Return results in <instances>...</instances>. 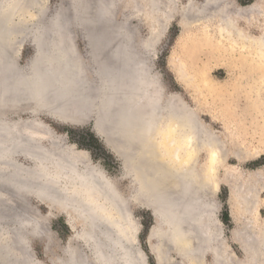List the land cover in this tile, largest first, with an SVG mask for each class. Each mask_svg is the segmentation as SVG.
<instances>
[{
    "label": "bare ground",
    "instance_id": "1",
    "mask_svg": "<svg viewBox=\"0 0 264 264\" xmlns=\"http://www.w3.org/2000/svg\"><path fill=\"white\" fill-rule=\"evenodd\" d=\"M175 1L179 0H127V3L134 15L156 21L158 18L154 17L159 14L166 17L167 12H171ZM187 1L193 9L194 0ZM223 1L205 0L203 13L210 6H220ZM23 2L0 0V264H41L28 252L30 237H43L47 241V252L54 244V237L45 225L48 219L41 218L31 204L32 199L47 206L52 213L60 209L74 215L84 227L78 237L88 245V258L70 245L64 255L52 260L55 264H145L136 247V219L118 187L112 185L114 182L100 167L91 163L89 157L86 162L84 154L82 158L58 144L37 120L15 122L6 118L8 112L25 110L32 118L45 113L51 119L69 125L94 116L97 136L121 159L124 168L131 172L133 182L137 181L151 198L150 209L156 222L168 225L171 235H174V228L179 227L184 234L180 245L187 248L188 254L198 258V264H203L201 257L206 252L213 255L214 264H227L230 255L221 238L223 234L218 224L215 199L220 142L204 129L197 115L180 100L164 96L163 88L156 85L145 58L133 45V28L128 25L113 28V11L123 0H75L73 15L69 8L62 7L45 21L42 18L45 12L41 6L43 1L34 0L27 7L38 10L42 19L34 22L32 28L19 19ZM35 3H39V6L36 4L39 8H34ZM93 5L97 9L95 17L88 12ZM244 10L262 16V24L257 27L259 37L251 36L250 21L247 23L249 29L246 28L248 34L234 20H225L221 31L226 37H236L250 44L252 50H247V58L257 66H253L248 75H241L248 80L260 81L257 95L260 111L264 112V7L254 5ZM75 20L87 28L92 49L101 58L96 66L97 83L88 78V66L74 48ZM18 21L23 27L16 24ZM102 21L106 25L96 30L94 26ZM106 33L110 38L102 44ZM25 35L33 38L34 57L23 68L17 63V53ZM151 42L146 45L150 47ZM154 84L156 87L152 89ZM151 90L153 95H148L150 101L147 102V92ZM65 101L71 107L62 109L60 105ZM146 105L148 107L142 111ZM136 111L139 113L135 114ZM262 119L264 121V117ZM104 121L105 132L102 130ZM146 127L150 129L147 131ZM117 128H120L122 137L118 154L112 150L110 135ZM135 129L139 135V154L131 163L128 162L125 142H129ZM43 139L50 144L42 145ZM207 147L211 149L209 170L203 176L193 169L199 154ZM258 154V151L252 152L245 158H255ZM17 158H23L24 162ZM190 158L196 159L192 162L194 168L188 164ZM263 191L264 184L255 191L250 185L242 195H236V202L241 205L238 204L239 220L250 218L253 209L261 203L259 196ZM138 196L133 200L139 199ZM166 209L170 210L167 217L164 215ZM247 224L251 228L256 225L257 230L246 232L244 250L249 251L247 241H255L253 243L259 245L255 250L258 252L260 248L262 253L264 220L258 218V222L252 220ZM151 237L159 242V231L152 232ZM191 241H196L194 246L191 243L192 248L189 247ZM163 248L155 247L154 251L161 255L160 264H169L170 260L163 256L166 254ZM250 252L251 261H254L256 252ZM262 257L264 253L260 258L264 264Z\"/></svg>",
    "mask_w": 264,
    "mask_h": 264
},
{
    "label": "rangeland",
    "instance_id": "2",
    "mask_svg": "<svg viewBox=\"0 0 264 264\" xmlns=\"http://www.w3.org/2000/svg\"><path fill=\"white\" fill-rule=\"evenodd\" d=\"M33 1L28 0V4L25 5L27 0H24L23 11H20L22 16L19 19L28 24V28H32L42 18L43 21L50 19L62 7L69 8V13L74 14L75 0H40L43 1L41 6L43 5V9L45 8L41 18L38 15V10V12L32 10V7L28 9L29 5L34 3ZM175 2L171 12H167L168 17L165 15L161 17L159 14L160 16L154 17L158 18L155 21L154 19L149 20L143 15H134L133 12H130L129 2L123 0V3L113 11L112 25L115 29H121L127 25L131 29L133 28L135 33L132 38L133 45L145 58L151 75L155 77L156 85L159 84L158 86L163 88L164 96L168 99L180 100L187 109L189 108V111L197 115L204 129L210 131L220 142L221 152H218L219 163L215 199L218 206V224L223 234L221 238L230 255L227 264H261L260 258L264 251L261 253L260 248L258 252L255 250L259 245L254 244L255 241H251L254 244L251 246L250 241H247L245 244L249 251H245L242 245H244L247 236L246 232L252 233L257 230L256 225L253 224L251 228L247 227V223L252 220L258 222V218L259 221L264 220V191L259 196L261 205L259 204L260 206L254 208V213L250 214V218H246L247 220L244 219V222L239 220L238 204L240 205V203L237 204L238 201L236 202V195H242L246 187L252 185L255 191V188L264 184V121L262 119L264 112L260 111V99L257 95L260 81L248 80L244 77L245 75H241L242 73L248 75L251 68L257 66V64L250 63L248 54H246L247 50H252L250 44L236 37H226L221 30L225 20H234L244 30L249 29L247 25L250 24L253 31L251 36L259 37L260 32L257 27L262 24V16L259 17V13L256 12L249 14L244 9L254 5L263 8L264 0H224L220 6H210L211 8H207V12L204 13L202 7L205 6V0H194L195 7L193 9L187 0ZM36 4L39 6V3H35V6ZM26 9L28 10L25 11ZM95 9L93 5L88 11L89 15L91 13L92 16H96L97 9ZM227 16L230 17L226 18ZM101 23L94 26L96 30L99 26L106 25L104 21ZM16 24L23 27L20 21ZM18 25L17 27H19ZM73 30L74 48L88 66V78L97 83L98 69L96 66L99 65L98 59L101 58H98V54L94 53L92 49V40L87 35V28L79 25L78 21L75 20ZM246 32L249 33L248 30ZM107 35V33L104 34L102 44L109 40L110 37ZM24 37L26 39L22 37L23 40L18 50L19 54L17 53V63L23 68L34 57L33 38L31 35ZM149 41L154 43L151 42V48L146 45ZM156 85L154 84L152 89ZM8 114L6 118L9 121L37 120L44 128L48 129L47 132L51 136L53 135L52 137L58 144L72 150L73 153L80 154L81 157L84 154V160L87 159L86 162H88L89 157L91 163L100 167L108 178L117 185L122 196L129 203L127 207L136 219L135 242L137 244H135L141 253V257L143 256L145 264H160L161 255L158 256L154 248H163L162 238L174 242L173 250L168 247V250L163 248L166 253H163V256L170 260L169 264H198V258L188 254L187 248L180 245L179 238H173L174 235H171L168 225L156 222L150 209L151 198L138 185L139 183L137 184V181L133 182L131 172L124 168L121 159L111 152L101 138L97 136L94 130V116L88 117L89 120L88 118L84 119L82 123L69 125L59 123L45 113H39L35 118H32L31 113L27 110L8 112ZM53 138L51 139L53 140ZM41 144L48 145L50 143L43 139ZM60 145L58 147L63 148ZM256 151L259 152L257 157L245 158L246 155ZM210 152L211 149L207 147L199 154L197 160L190 158L188 164L193 168L196 164L195 169H193L196 174L203 176L208 174ZM17 159L22 163L24 162L23 158ZM195 160L198 163L193 164L192 162ZM136 195H139V199L133 200ZM31 204L37 208L36 210L42 219H48L46 221L48 225H45L54 237V244L48 252L46 250L47 241L43 237H30L29 253L33 254L34 260L41 264H55L52 260L64 255V251L70 245L76 247L80 255L88 258V245L81 237H78V233L81 234L84 229L79 219L77 220L74 215H68L60 209L52 213L47 206L34 199ZM258 212L260 216L257 214ZM155 230L159 231V242L151 237V233ZM251 239L252 237L249 238V240ZM194 242L196 243V241L188 242L190 248L192 245L194 246ZM250 250L256 252L254 261H251ZM203 255L201 257L203 264H214L213 255L210 252Z\"/></svg>",
    "mask_w": 264,
    "mask_h": 264
},
{
    "label": "water",
    "instance_id": "3",
    "mask_svg": "<svg viewBox=\"0 0 264 264\" xmlns=\"http://www.w3.org/2000/svg\"><path fill=\"white\" fill-rule=\"evenodd\" d=\"M151 93V95H153V90H151V91H148L147 92V99H148V95ZM152 97V96H151ZM151 99V98H150ZM148 101H150L149 99L147 100V102ZM68 104H70V103H67L66 101L65 102H63L61 105H60V107L63 109L64 107L65 108H68V107H71V105H68ZM148 106L146 105V107L144 106V108H141L142 109V111H143V109H145V108H147ZM141 109H139V110H141ZM139 113V111L137 112L136 111V113L135 114H138ZM115 124V123H114ZM113 123H112V125H114ZM73 125H76V123L74 124L73 123ZM116 125V124H115ZM96 128H94V130H95ZM145 129H147V131H148V129H150V128H148V127H146ZM102 130L105 132L106 131V122L104 121L103 123H102ZM134 132L131 134V138H129V142H125V151H127V154H128V162H130L131 160H133V157L134 156H136L137 154H139V150H138V140H139V135H138V131H136V129L135 130H133ZM110 135H111V138H112V143H113V148H112V150L113 151H117L116 153L118 154V152H119V149H121V145H122V137H121V134H120V128L118 129H115V130H113V131H111L110 132ZM108 146V145H107ZM75 154H77V153H75ZM131 163H132V161H131ZM129 163H126V165H128ZM128 166H130V165H128ZM133 168V167H132ZM113 186H115V187H117V185L114 183V184H112ZM148 189H150V187L148 188ZM31 201H33V199L31 200ZM151 204H152V201H151ZM151 207V206H150ZM169 212H170V210H169ZM169 212H168V209H166L165 211H164V215H165V217H167L168 215H169ZM167 219V218H166ZM175 229V232H174V236H173V238L175 237V238H179L180 239V241H182L183 242V240H184V234L182 233V230L178 227V228H174ZM29 240H30V238H29ZM182 242H180V243H182ZM162 245L163 246H165V248L166 247H168V248H170L171 250H173L174 249V246H173V244H174V242L172 241V242H170V241H168L167 239H165V238H163L162 239ZM29 244V243H28ZM30 249V246H28V250ZM29 252V251H28ZM31 255V254H30ZM32 259H33V257H32ZM144 263H145V261H144Z\"/></svg>",
    "mask_w": 264,
    "mask_h": 264
}]
</instances>
